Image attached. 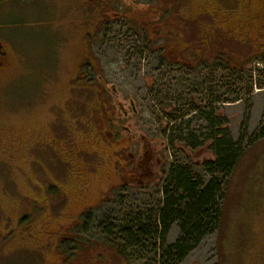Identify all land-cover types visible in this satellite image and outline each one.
<instances>
[{"label":"rangeland","instance_id":"374dc122","mask_svg":"<svg viewBox=\"0 0 264 264\" xmlns=\"http://www.w3.org/2000/svg\"><path fill=\"white\" fill-rule=\"evenodd\" d=\"M0 44V264H146L149 250L126 260L82 234V213L156 208L173 161L205 176L204 137L168 142L176 111L212 106L234 140L264 121V0H2ZM191 122L206 123L174 124ZM180 264H264V139Z\"/></svg>","mask_w":264,"mask_h":264},{"label":"trees","instance_id":"16d2710c","mask_svg":"<svg viewBox=\"0 0 264 264\" xmlns=\"http://www.w3.org/2000/svg\"><path fill=\"white\" fill-rule=\"evenodd\" d=\"M260 60L264 62V58ZM215 102L219 101L211 100L210 105ZM176 112L166 117L167 123L173 124L167 130L168 142L174 145L175 133L180 131L178 140L190 148L198 143V137H204L214 155V159L201 164L205 176L196 174L190 164L173 161L163 176L156 208H137L131 212V207L124 206L121 210L125 213L118 219L108 216L95 219L91 210L82 213L81 233L87 232L89 226H95L126 260L129 255L149 250L152 258L146 264H180L206 237L217 233L232 173L246 147L264 139V121L250 135L243 132L234 140L229 128L216 118L212 106L201 110L191 105L181 114L176 115ZM191 116L204 120L205 127L191 128V122L177 131L174 123ZM118 196L116 193L114 199ZM173 227L177 228L178 235L173 242H168L167 236Z\"/></svg>","mask_w":264,"mask_h":264},{"label":"flooded vegetation","instance_id":"af4514ba","mask_svg":"<svg viewBox=\"0 0 264 264\" xmlns=\"http://www.w3.org/2000/svg\"><path fill=\"white\" fill-rule=\"evenodd\" d=\"M82 62H84V60ZM8 63H9L8 52L6 50H4L0 44V76H2L4 74L5 70L7 69ZM91 65H93V64L91 63V64H86V65H81L80 68L83 69V67L85 68V67L91 66ZM80 72H82V70H80ZM65 237H67V236H65Z\"/></svg>","mask_w":264,"mask_h":264}]
</instances>
